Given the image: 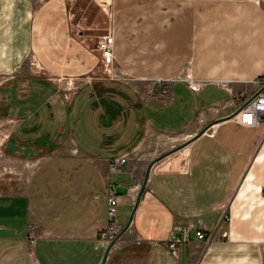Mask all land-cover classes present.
I'll return each instance as SVG.
<instances>
[{"label":"crops","instance_id":"obj_1","mask_svg":"<svg viewBox=\"0 0 264 264\" xmlns=\"http://www.w3.org/2000/svg\"><path fill=\"white\" fill-rule=\"evenodd\" d=\"M89 1L112 4L110 66L98 17L78 15ZM263 76L257 0H0L3 157L33 167L0 175V264H101L109 182L121 231L178 140L105 264H264L262 132L231 118ZM181 229L192 241L175 257Z\"/></svg>","mask_w":264,"mask_h":264},{"label":"built area","instance_id":"obj_2","mask_svg":"<svg viewBox=\"0 0 264 264\" xmlns=\"http://www.w3.org/2000/svg\"><path fill=\"white\" fill-rule=\"evenodd\" d=\"M258 3H264V0H257ZM102 62L104 65L110 64L112 60V54L114 49V35L108 32L106 35L101 37L99 42ZM256 83L259 84V90L264 87V76L258 79ZM73 83L68 81L67 85ZM223 87L227 86L226 82H222ZM165 92V91H164ZM253 93L252 95L241 100V103L235 113L232 115V119L245 127L260 128L262 126V134L256 142V152H258L264 146V89L258 94ZM256 94V95H255ZM255 95V96H254ZM254 96V97H253ZM212 125L211 127H213ZM210 127V129H211ZM128 155L112 157L109 159V172L116 173L120 171L122 166L127 163ZM119 182H109L107 188V225L102 230L99 236V240L105 248L110 244L111 241L115 240L117 234L120 232V227L117 224L118 217V205L119 197L117 193V187ZM133 199L134 197L131 196ZM212 236H207L203 230L196 231V238L198 241H202L205 244L212 242ZM226 236V233L223 234ZM192 241L188 229H181L180 233L172 231L166 240V248L173 256H178L181 246L189 244ZM33 244L34 240H30Z\"/></svg>","mask_w":264,"mask_h":264},{"label":"rangeland","instance_id":"obj_3","mask_svg":"<svg viewBox=\"0 0 264 264\" xmlns=\"http://www.w3.org/2000/svg\"><path fill=\"white\" fill-rule=\"evenodd\" d=\"M77 11H78V15H96L97 21L96 26H94L92 28V32L95 33L97 35V37L100 34H104L106 32V28L105 25L106 23L104 22V20H102V22H100V16L99 15H107V12H109V14L112 11V4H106V3H101V2H97V1H89L86 3H82L80 5H78L77 7ZM100 24L105 28L100 29ZM99 28V29H98ZM108 33V32H107ZM107 33H105L104 35H106ZM32 66H34L33 63H31ZM110 66V64H109ZM36 67V66H34ZM259 132H262V126L260 127V129L258 130ZM6 132L3 130L2 125L0 124V175L1 174H8L10 175L11 173H14L15 175L20 176L23 174H28L29 172H31L32 170V165L30 164H22V163H10V162H5L4 157H3V143H4V139L6 138ZM185 140H178L174 143L175 146L183 143ZM173 148V147H172ZM178 152V151H177ZM175 152V153H177ZM175 153L169 155L168 157L173 156ZM167 158V157H166ZM24 171V172H23ZM132 249V247H131ZM142 264H144V261H140ZM126 264V262H125Z\"/></svg>","mask_w":264,"mask_h":264},{"label":"water","instance_id":"obj_4","mask_svg":"<svg viewBox=\"0 0 264 264\" xmlns=\"http://www.w3.org/2000/svg\"><path fill=\"white\" fill-rule=\"evenodd\" d=\"M263 89H264V87H262L260 90H258L256 94H258L259 92H261ZM256 94H255V95H256ZM255 95H254V96H255ZM254 96H253V97H254ZM216 122H217V121H216ZM216 122H211V123H209L208 125H206V126H205V127H204V128H203V129L197 134V135H196V136H200V135H202L203 133L208 132V131L210 130V127H211L213 124H215ZM190 142H191V140L186 141V142H184V143H182V144H180V145L174 147L173 149H171V150H169V151L163 153L162 155L156 157L155 159H153V160L149 163L148 168H147V172H146V176H145V179H144V181H143V183H142V186H141L140 192H139V194H138V197H137V199H136V202H135V205H134L133 211H132L131 216H130V220H129V222L123 227V229L117 234L115 240L111 241L110 244L107 246L101 264H105V262H106V260H107V257H108V253H109V251L111 250L112 246H113V245L116 243V241L121 237V235H122V234L128 229V227H129V225H130V223H131V221H132V219H133V217H134V214H135L136 208H137V206H138V204H139V202H140V199H141L142 193H143V191H144V189H145V187H146V183H147V180H148V177H149V173H150L151 168L153 167V165H154L155 163H157L158 161L162 160L163 158H166V157H168L169 155H171V154H173V153L179 151L180 149H182V148L188 146Z\"/></svg>","mask_w":264,"mask_h":264}]
</instances>
